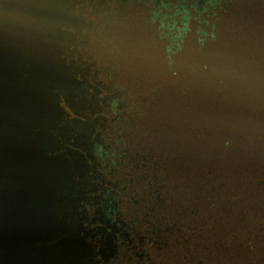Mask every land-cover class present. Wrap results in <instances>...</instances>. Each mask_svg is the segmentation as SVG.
<instances>
[{
	"label": "trees",
	"instance_id": "trees-1",
	"mask_svg": "<svg viewBox=\"0 0 264 264\" xmlns=\"http://www.w3.org/2000/svg\"><path fill=\"white\" fill-rule=\"evenodd\" d=\"M46 1L0 0V136L19 146L4 188L22 193L0 214V264H264L260 0H68L57 21ZM21 6L33 65L13 40ZM141 48L160 77L122 76Z\"/></svg>",
	"mask_w": 264,
	"mask_h": 264
},
{
	"label": "rangeland",
	"instance_id": "rangeland-1",
	"mask_svg": "<svg viewBox=\"0 0 264 264\" xmlns=\"http://www.w3.org/2000/svg\"><path fill=\"white\" fill-rule=\"evenodd\" d=\"M43 4H48L49 5V9L50 10H53L51 9V5L50 3H48L46 0H42ZM56 1V0H54ZM61 3H58V8L55 9V11H57L56 15H54L53 13V17H50L51 19L56 17L55 21L61 19V18H64L66 20H68V17H69V12L67 11V14H66V7L67 5H69V2L68 0H60ZM20 12L21 14H17L18 16V21L20 24H18V26L15 28V31L18 32V36L19 38H17V36L14 34L13 36V40L14 42H18L17 44H23L25 45V47H27V58L30 62V64H32L31 62V55H32V39L33 37L35 38L36 36V33H35V29L31 30L30 28V25H28V29L23 26L22 24H26L27 21L29 22L30 19L27 18V16H25V14L23 15L22 13H24V11H22V9L24 8V6H21L20 7ZM257 8H258V11L255 12V15L256 16H259L260 14H262V11L264 10V0H260L259 4L257 5ZM2 9V6L0 5V10ZM1 14V13H0ZM245 14H250V11H246ZM136 17H134L133 21H131V25L132 27L130 28L131 31H127L123 37H124V41H123V44L127 47L129 46L130 44V39L132 38V33H138V34H141V28L140 26L142 27L140 21L143 19V16L142 14H137L135 15ZM27 20V21H26ZM158 20H159V17L157 16L156 18V22L158 23ZM178 20V18H177ZM166 20L164 19V26L168 25L167 22H165ZM55 25V23L53 24ZM27 26V25H26ZM149 28V27H148ZM30 29V31H29ZM22 31H26L27 34L25 37L22 36ZM148 32V30L146 28H144V30L142 31V34L145 36L146 33ZM149 32H151V29L149 28ZM66 34V37L69 36V33L65 32ZM72 38V37H71ZM57 37L54 38V36H51V44L52 43H56L57 41ZM65 43H70L69 41V37L66 38V40L64 41ZM263 47V46H262ZM226 48L227 47H219V49L217 51H214V58L212 60H210V62H208L207 64L209 65V69L206 70V72H210L217 64L218 62L220 61V58H221V55L223 52L226 51ZM60 49V47H57V51ZM150 49V47H149ZM147 50L145 48H141L138 50L137 52V55L139 57H143L145 58L144 60H142V62H146L145 65L143 66V69L140 70V71H136V66L138 64V62L136 64H133L131 65V70L129 71V68L128 66L124 67L123 70H122V76L124 78H127L128 79V75H129V78H134L135 81H138L140 82L141 79H147V77H160V73H159V63L155 64V62H153L152 60L149 59L150 55H149V52H152V55L153 53L159 51V49L155 48L154 50L150 51V50ZM237 53V52H236ZM259 56H261L260 54L261 53H258ZM234 53L233 51L231 52V56H233ZM216 57V58H215ZM124 58V57H123ZM149 59V60H148ZM20 64H22V61L20 62ZM33 65V64H32ZM145 68V69H144ZM66 72L69 74V68L66 69ZM30 75H33L32 72H30ZM185 73H183L182 70H180V75H176L175 77H168L165 82L167 84H169L170 86H173V87H176L178 88V84L182 82L183 80V77H184ZM70 76V75H69ZM170 78H176V79H170ZM32 80H34V77L32 78ZM70 86H67L66 89H68ZM70 95L73 94V90H68L67 91ZM137 92H140L142 96L144 95H148V90H141V91H137ZM156 97H155V100H153L151 102V104H149L151 107L148 108V112H149V115L153 117V119H155L158 115L160 114H164L166 112V109L167 107L162 104L161 102V95H160V89L158 90V92L155 93ZM145 97V96H144ZM147 102V100H146ZM143 109H144V102H143ZM148 105V103H147ZM148 115V117H149ZM252 117L254 119H259L261 118L260 114H259V111H258V107L256 106L255 107V112L251 113ZM225 117L226 118H229L230 117V114H229V111H227V113L225 114ZM156 126V124L153 122L152 123V128L154 129ZM168 127L170 128L169 125H166L163 127V135L166 136L167 132H168ZM177 128H178V124H177ZM164 136L163 137V141L166 143V144H170L169 140L166 139ZM0 214H5V211H6V200L8 198V196L10 197V193L13 191L12 193V196H14L13 198L15 199H18L22 193L20 190H17L18 188H16V186L14 187L15 184H13V189L10 191V192H6L5 190V180L7 178V171H6V162L7 161H11L13 163V158H15V153L17 151H19V146L16 144H11V143H7L5 140H3V136H0ZM24 159V156L20 158V161H22ZM17 159L15 158V161ZM21 163V162H20ZM14 177H15V180L19 182V186L21 185V181H23L24 179L18 174V173H15L13 174ZM27 190V188H26ZM25 192V190L23 191V193ZM34 195V194H32ZM31 196V195H30ZM20 199H18V202H19ZM31 201V199H30ZM23 202V201H22ZM4 203V204H3ZM32 204L36 205L33 201H31ZM2 214V220L3 218L5 217V215ZM20 221H22V219H20ZM16 225V224H15ZM22 224H20L21 226ZM1 254H2V249H1V245H0V257H1ZM16 260L18 261V256L15 257Z\"/></svg>",
	"mask_w": 264,
	"mask_h": 264
}]
</instances>
